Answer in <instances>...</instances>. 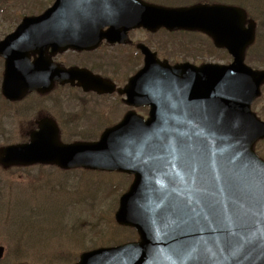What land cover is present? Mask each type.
Segmentation results:
<instances>
[{
	"label": "water",
	"instance_id": "1",
	"mask_svg": "<svg viewBox=\"0 0 264 264\" xmlns=\"http://www.w3.org/2000/svg\"><path fill=\"white\" fill-rule=\"evenodd\" d=\"M125 1L57 0L44 16L26 19L5 44L33 33L50 36L55 44L61 33L67 49L91 47L96 27L144 23L143 13L150 9ZM106 3L113 5L115 19L105 11ZM157 11L174 22L161 24L200 28L214 36L233 55V64L169 67L148 55L145 68L121 91L129 105L150 107L147 121L130 112L98 142L64 144L56 125L43 120L30 143L0 149V165L82 167L134 176L115 219L134 228L139 242L85 253L76 264H264V162L253 151L264 138V123L250 109L264 72L244 64L253 31L245 30L229 8L214 9L210 21L197 26L185 19L190 12ZM219 16L222 38L215 22ZM49 21L51 28L45 30ZM30 40L25 37L23 43ZM7 65L3 95L11 101L28 91H48L54 83L36 77L37 70L27 64L20 71L15 63ZM80 74L69 71L63 82L73 83ZM92 81L89 89L113 91L99 79Z\"/></svg>",
	"mask_w": 264,
	"mask_h": 264
},
{
	"label": "rangeland",
	"instance_id": "2",
	"mask_svg": "<svg viewBox=\"0 0 264 264\" xmlns=\"http://www.w3.org/2000/svg\"><path fill=\"white\" fill-rule=\"evenodd\" d=\"M239 1L244 6L247 5L248 10H251L248 0ZM253 3L260 10L264 8V0H254ZM259 38L260 42L257 43L256 48L263 50L264 29L262 28L259 31ZM212 51L216 57L222 56V53L213 49ZM261 55H264V53ZM252 59L251 57L248 61L254 66L264 67V62L258 63L257 60ZM218 60L220 59L218 58ZM229 60L227 56H222V61ZM262 97L263 100L257 109L264 107V89ZM114 98L117 99V97ZM49 107H53V105L49 104ZM119 108L121 109L120 112L124 109L121 104ZM51 111L52 108L47 112ZM39 113L41 114L43 111H41L37 99L33 96L28 97L24 103L21 102V104L14 106L0 103V124L8 120L11 115L16 118L12 123L15 124L16 130L14 131L17 133L14 135L11 144L16 143L19 137H24L20 140V143L27 142L25 135L31 129L29 124L31 120H37ZM53 114L56 115L55 112ZM101 128L103 127L91 128L85 134L98 136ZM67 130L69 129L63 128L62 139L64 141L69 139L66 134ZM6 143L8 142L2 140L0 129V146L7 145ZM260 145L258 149H260ZM261 155L264 156V152H261ZM131 183L132 179L130 180L120 174L91 172L81 169L68 172L56 168L11 169L8 171L0 169V194L2 193L0 207L3 211L5 210V213L8 206L12 204L10 218L4 217L3 212V215H0V246L5 249L0 264L20 262L28 264H65L64 262L67 261L65 258L79 257L84 252L82 248L90 247L91 244H95V248H99L136 240V234L133 235L130 229L128 231L127 228L117 227L114 221L116 210L113 211L118 203L117 199L119 200L120 196L128 190ZM14 189L16 190L14 191ZM33 204L37 206L36 212L31 213ZM19 212L22 213L20 217H18ZM37 213L39 215L43 214L46 218L52 215L53 224H57V228L51 234L44 235L50 243L41 247L40 244L35 242L32 249L31 244H28L26 247L30 246V248H24L23 250L25 259L20 262L14 261V258L10 257L9 249L14 244H18L16 241H19V235L14 236L7 228L14 230L12 222H16L21 217L30 220V217ZM36 219L32 217V223L38 221ZM61 222L64 224L59 227ZM74 223L80 225V230L77 232L70 229ZM36 233L37 231L32 232L31 235L33 236ZM70 237L73 239H69ZM39 238L40 236L37 235L36 240ZM92 239H94L93 242H91Z\"/></svg>",
	"mask_w": 264,
	"mask_h": 264
},
{
	"label": "flooded vegetation",
	"instance_id": "3",
	"mask_svg": "<svg viewBox=\"0 0 264 264\" xmlns=\"http://www.w3.org/2000/svg\"><path fill=\"white\" fill-rule=\"evenodd\" d=\"M55 0H0V44L15 33L24 18L36 17L46 13ZM145 3L164 7H185L196 3L206 5H222V0H141ZM50 28V25H47ZM108 27L102 29L107 31ZM163 29L156 32H149L145 28H135L128 32L129 39L126 44L111 43L110 41H100L94 49L77 51L63 50L53 45L45 37L40 35L31 37L29 45L23 43L24 35L20 40L7 47H0V90L5 78L6 63L16 64V71H20L22 64L33 65L39 62L38 68L61 74L67 68L78 67L86 69L94 75L105 80L116 82L126 70L125 62L128 65L140 66L144 63V55L140 45L148 46L156 54L165 53V58H172L175 54L180 59V63L202 64L210 60L211 46L210 38L202 32L178 31L174 34L176 40L170 44H162V39L166 37ZM63 37V35L61 36ZM17 42V43H16ZM60 43V39H59ZM132 48L134 50H132ZM134 51V52H132ZM119 84V88H121ZM1 93V92H0ZM35 95L41 100L38 104L43 113H39L37 120H31L30 130L26 133L27 139L33 129H36L37 122L43 118H50L57 122L61 131L65 127L68 132L79 135L88 132L91 128L102 126L108 128L114 125V94H98L94 91L86 92L78 85H62L56 83L54 90L46 95ZM21 101V102H23ZM123 102V98L121 99ZM19 102V103H21ZM52 104L53 107H49ZM52 108L51 112H47ZM141 110V109H140ZM128 111V110H127ZM36 112V111H35ZM53 112L56 113L53 114ZM77 132V133H75ZM7 138H13L16 134ZM91 135L92 134H88ZM24 137H19L22 140Z\"/></svg>",
	"mask_w": 264,
	"mask_h": 264
},
{
	"label": "trees",
	"instance_id": "4",
	"mask_svg": "<svg viewBox=\"0 0 264 264\" xmlns=\"http://www.w3.org/2000/svg\"><path fill=\"white\" fill-rule=\"evenodd\" d=\"M2 196L0 195V198ZM17 201L15 202V205H16ZM10 206H8V210L4 213V211L2 210V208L0 209V213L1 215L4 214V217H9L10 218V215H11V210H10ZM36 205H32V208L31 209V213L32 212H36ZM38 209V208H37ZM3 212V214H2ZM53 212V211H51ZM7 213V214H6ZM22 213L19 212L18 214V217H20ZM17 217V218H18ZM32 217L33 218H37L36 222L32 223ZM52 215L49 216V218H46L43 214H34L33 216L30 217V220H26L24 217H21L19 220H17L16 222H12L13 224V229H14V236L16 235H19V241H16L14 238V241H16L18 244L15 245L13 247H10L9 249V253H11L12 255V258H14L15 260L17 261H22V259H25L24 257V253H23V250L24 248L25 249H29V247H26L28 244H31L32 242H36V237L37 235L40 236V241H46L47 237H45L44 235H46V232H47V229L48 227H52L54 226L53 222H52ZM30 227H33L32 229H29ZM36 234H34L33 236L31 235L32 232H36ZM11 232L13 233L12 229H11ZM15 232H21V233H15ZM134 232V231H133ZM135 234V232L133 233ZM14 236H11V237H14ZM12 239V238H10ZM43 239V240H42ZM34 242V243H35ZM23 253V254H22ZM65 260L69 261L70 258H65Z\"/></svg>",
	"mask_w": 264,
	"mask_h": 264
},
{
	"label": "snow or ice",
	"instance_id": "5",
	"mask_svg": "<svg viewBox=\"0 0 264 264\" xmlns=\"http://www.w3.org/2000/svg\"><path fill=\"white\" fill-rule=\"evenodd\" d=\"M193 171H195V169H193Z\"/></svg>",
	"mask_w": 264,
	"mask_h": 264
}]
</instances>
